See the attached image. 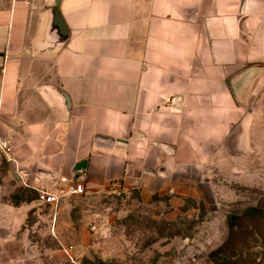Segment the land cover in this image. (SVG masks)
I'll use <instances>...</instances> for the list:
<instances>
[{
  "label": "crops",
  "instance_id": "obj_1",
  "mask_svg": "<svg viewBox=\"0 0 264 264\" xmlns=\"http://www.w3.org/2000/svg\"><path fill=\"white\" fill-rule=\"evenodd\" d=\"M0 140V264L42 217L21 191L67 177L151 199L257 152L264 0H0Z\"/></svg>",
  "mask_w": 264,
  "mask_h": 264
},
{
  "label": "rangeland",
  "instance_id": "obj_2",
  "mask_svg": "<svg viewBox=\"0 0 264 264\" xmlns=\"http://www.w3.org/2000/svg\"><path fill=\"white\" fill-rule=\"evenodd\" d=\"M256 150L238 161L225 150L205 171L175 174L178 188L151 199L109 189L41 206L42 217L28 218L32 246L22 264H264V142Z\"/></svg>",
  "mask_w": 264,
  "mask_h": 264
},
{
  "label": "built area",
  "instance_id": "obj_3",
  "mask_svg": "<svg viewBox=\"0 0 264 264\" xmlns=\"http://www.w3.org/2000/svg\"><path fill=\"white\" fill-rule=\"evenodd\" d=\"M0 150L3 151L6 158L11 160L9 156L10 149L7 144L0 140ZM85 192V186L83 182L78 179H69L62 177L59 180V187L56 192H52L46 189H39L37 197L32 201L34 207L42 205H55L57 206L61 199L65 196H77L82 195ZM72 247L65 248V251L70 254Z\"/></svg>",
  "mask_w": 264,
  "mask_h": 264
},
{
  "label": "water",
  "instance_id": "obj_4",
  "mask_svg": "<svg viewBox=\"0 0 264 264\" xmlns=\"http://www.w3.org/2000/svg\"><path fill=\"white\" fill-rule=\"evenodd\" d=\"M54 16H55L56 21H58V19H59V13L56 10H54ZM81 168L82 167H79V169H81Z\"/></svg>",
  "mask_w": 264,
  "mask_h": 264
},
{
  "label": "trees",
  "instance_id": "obj_5",
  "mask_svg": "<svg viewBox=\"0 0 264 264\" xmlns=\"http://www.w3.org/2000/svg\"><path fill=\"white\" fill-rule=\"evenodd\" d=\"M25 197V196H24ZM37 197V193L35 194L34 197H26L29 201H33Z\"/></svg>",
  "mask_w": 264,
  "mask_h": 264
}]
</instances>
